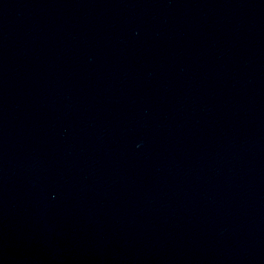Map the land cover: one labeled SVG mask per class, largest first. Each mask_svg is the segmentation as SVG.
Instances as JSON below:
<instances>
[{"label": "water", "instance_id": "95a60500", "mask_svg": "<svg viewBox=\"0 0 264 264\" xmlns=\"http://www.w3.org/2000/svg\"><path fill=\"white\" fill-rule=\"evenodd\" d=\"M0 264H264V0H0Z\"/></svg>", "mask_w": 264, "mask_h": 264}]
</instances>
